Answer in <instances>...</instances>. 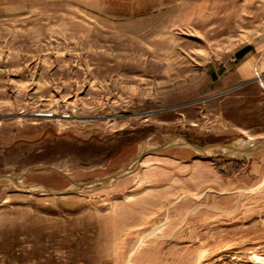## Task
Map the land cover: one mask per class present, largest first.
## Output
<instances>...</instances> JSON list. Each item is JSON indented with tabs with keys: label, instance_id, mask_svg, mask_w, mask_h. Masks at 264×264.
I'll use <instances>...</instances> for the list:
<instances>
[{
	"label": "rangeland",
	"instance_id": "obj_1",
	"mask_svg": "<svg viewBox=\"0 0 264 264\" xmlns=\"http://www.w3.org/2000/svg\"><path fill=\"white\" fill-rule=\"evenodd\" d=\"M172 136L264 141V0H0V264H264V149L45 189Z\"/></svg>",
	"mask_w": 264,
	"mask_h": 264
},
{
	"label": "water",
	"instance_id": "obj_2",
	"mask_svg": "<svg viewBox=\"0 0 264 264\" xmlns=\"http://www.w3.org/2000/svg\"><path fill=\"white\" fill-rule=\"evenodd\" d=\"M169 147H186V148L192 149V150H194L198 153H201V154H208L212 151H219L220 155H226V156H231V157L243 159V158H248L249 156L253 155L254 153L264 149V141H253L251 139L246 138V139H243V140L238 141V142H231V143L215 142V143H209V144L202 145V144H197V143L191 142L190 140H188L185 137L172 136V137L167 138L166 141L159 146L141 149L137 154V157L135 160V165L131 169L126 167V168L119 170V171H116V172H114V173H112L106 177H103L100 179L90 180V181L83 182V183H79V184H76V186L73 188H67V189H64L61 191H54V190L49 189L47 187H45V189L48 192L62 194V193H69V192L80 190L84 186H88L91 184H95V183L96 184L97 183L102 184L103 182H106L108 180L118 179L120 177L126 176L127 174L135 171L139 167V164H140L142 158L147 153L162 151V150H165ZM0 177L13 179L17 183H19V179H16L13 177H9L6 175H2ZM21 186L26 188V189L32 188L31 186L25 185V184H22Z\"/></svg>",
	"mask_w": 264,
	"mask_h": 264
},
{
	"label": "trees",
	"instance_id": "obj_3",
	"mask_svg": "<svg viewBox=\"0 0 264 264\" xmlns=\"http://www.w3.org/2000/svg\"><path fill=\"white\" fill-rule=\"evenodd\" d=\"M249 49H250V47H244V48H242V49L238 52V55H239V56H242V55L245 54Z\"/></svg>",
	"mask_w": 264,
	"mask_h": 264
},
{
	"label": "built area",
	"instance_id": "obj_4",
	"mask_svg": "<svg viewBox=\"0 0 264 264\" xmlns=\"http://www.w3.org/2000/svg\"><path fill=\"white\" fill-rule=\"evenodd\" d=\"M258 76L260 77V74H258Z\"/></svg>",
	"mask_w": 264,
	"mask_h": 264
}]
</instances>
